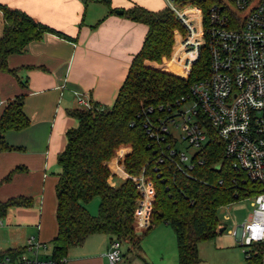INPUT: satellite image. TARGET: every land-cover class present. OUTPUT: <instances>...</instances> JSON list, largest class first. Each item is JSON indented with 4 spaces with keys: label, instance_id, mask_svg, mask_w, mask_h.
I'll use <instances>...</instances> for the list:
<instances>
[{
    "label": "trees",
    "instance_id": "1",
    "mask_svg": "<svg viewBox=\"0 0 264 264\" xmlns=\"http://www.w3.org/2000/svg\"><path fill=\"white\" fill-rule=\"evenodd\" d=\"M0 10L3 18L0 72L15 76L23 90L6 101L0 114V152H7L22 150V147L8 144L5 133L21 131L30 125L23 110L27 82L18 77L16 69L8 66V56L22 52L45 33L69 37L20 9L0 5ZM124 14L144 23L147 32L111 106L94 103L91 109L68 110L78 124L66 131V145L56 156L59 167L54 187L57 233L51 240L52 256L66 257L71 247L82 244L94 233L139 247L141 236L135 228L139 192L128 178L111 183L116 176L111 174L109 162L117 149L124 146L128 148L122 160L124 171L131 175L144 171L151 179L153 200L145 232L166 222L174 231L177 264H203L198 256V244L214 239L219 233L218 208L254 196L260 187L243 171L234 168L224 155L223 143L210 128L209 139L197 153L192 168L182 170L171 162L158 161V151L164 144L153 142L146 134L144 122L148 114L144 111L153 107L151 116L155 117L160 114L159 105L173 104L185 95L190 83L206 74L208 57L202 52L188 72L174 62L166 64L175 30L184 32L168 8L150 11L133 6ZM21 171L26 172V167L16 166L2 181H9L14 173ZM94 197L100 198L96 215L85 207ZM33 204L34 198L23 194L0 200V217L11 206ZM247 252L251 254L246 257L248 264H259L253 249Z\"/></svg>",
    "mask_w": 264,
    "mask_h": 264
},
{
    "label": "crops",
    "instance_id": "2",
    "mask_svg": "<svg viewBox=\"0 0 264 264\" xmlns=\"http://www.w3.org/2000/svg\"><path fill=\"white\" fill-rule=\"evenodd\" d=\"M98 1L0 0V5L20 9L69 37L45 33L22 52L8 56V66L16 69L18 77L27 82L23 110L30 125L21 131L5 133L7 143L22 150L0 152V200L23 194L32 196L34 204L7 209L3 216L6 222L1 220L0 225L8 233V244L3 249L22 247L29 236L46 243L55 237L57 172L53 174L51 170L57 164V153L66 145V131L78 124L68 114L69 109L79 107L75 92L89 95L93 104L111 106L147 32L144 23L130 19L124 11L133 6L150 11L165 7L164 0ZM120 10L123 12H117ZM2 31L0 10V36ZM22 91L15 76L0 72V114L6 101ZM19 165L27 171L16 172L9 181L3 182ZM93 204L86 203L85 207L95 215ZM148 225L149 222L138 231L135 216L140 240L146 235ZM157 225L155 230H162L161 233L171 231L166 222ZM112 240L103 233L88 235L82 244L68 250L66 264H108L106 252Z\"/></svg>",
    "mask_w": 264,
    "mask_h": 264
},
{
    "label": "built area",
    "instance_id": "3",
    "mask_svg": "<svg viewBox=\"0 0 264 264\" xmlns=\"http://www.w3.org/2000/svg\"><path fill=\"white\" fill-rule=\"evenodd\" d=\"M164 0L184 32L175 30L173 47L181 66L189 71L202 52L208 57L204 76L194 80L188 92L173 104L159 105L144 113V128L155 143L164 144L158 161H168L179 169L192 168L197 153L209 139L212 129L223 143L224 155L235 169L243 171L260 190L253 197L249 218L231 234L264 264V0ZM174 57L171 62L176 63ZM177 64V63H176ZM179 65V64H178ZM81 108L91 109L89 95L75 92ZM1 103V101H0ZM193 148L191 153L181 147ZM121 151V152H120ZM119 149L109 162L111 174L135 183L139 198L135 208L137 226L150 219L153 188L150 177L141 171H124ZM195 159V160H194ZM200 162V161H199ZM2 224L0 220V225ZM250 257V253L245 254ZM121 241L110 242L108 264L122 261ZM67 258L52 256V247L29 236L19 248H0V264H66Z\"/></svg>",
    "mask_w": 264,
    "mask_h": 264
},
{
    "label": "rangeland",
    "instance_id": "4",
    "mask_svg": "<svg viewBox=\"0 0 264 264\" xmlns=\"http://www.w3.org/2000/svg\"><path fill=\"white\" fill-rule=\"evenodd\" d=\"M98 3L103 2L99 0ZM175 38L176 36L174 35L171 54L169 58H165V62L166 64H170V58L174 57V61L181 66V59L176 58L174 55L175 52L173 47ZM182 68L186 71L185 67ZM181 147L188 154L194 150L190 147L187 148L184 143L181 144ZM120 149H122L124 153L127 152V147L121 146ZM58 171L59 167L55 164L51 172L54 174ZM118 177L112 178L111 181H120V179H122ZM89 202L94 203V214L96 215L100 198L94 197ZM252 202L253 197H243L218 208L217 218L221 227H225V229L219 232L214 239L199 242L198 256L203 264H248L245 252L251 250V246L243 245L239 238L231 234V232L249 218L254 208ZM0 220L5 224V218L1 217ZM156 227H158V225L153 226L146 232L144 238L139 242V247L130 244L126 240H122L121 248L123 256L119 264H123L122 262L126 264H176L177 249L173 229L170 227V232L165 233L163 231L161 233L162 230H155ZM138 229V231L143 230V228L140 227H138ZM7 241V231L0 229V248H4L8 244ZM47 248L48 250L51 248L50 241L47 242Z\"/></svg>",
    "mask_w": 264,
    "mask_h": 264
},
{
    "label": "water",
    "instance_id": "5",
    "mask_svg": "<svg viewBox=\"0 0 264 264\" xmlns=\"http://www.w3.org/2000/svg\"><path fill=\"white\" fill-rule=\"evenodd\" d=\"M117 12L122 13L123 11L120 10V11H117ZM224 228H225V227H220L218 231H219V232H222V231L224 230Z\"/></svg>",
    "mask_w": 264,
    "mask_h": 264
}]
</instances>
